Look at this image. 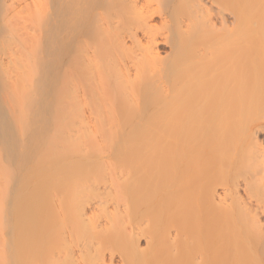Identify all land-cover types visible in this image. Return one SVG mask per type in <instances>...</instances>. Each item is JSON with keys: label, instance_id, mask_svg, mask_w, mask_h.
Here are the masks:
<instances>
[{"label": "bare ground", "instance_id": "obj_1", "mask_svg": "<svg viewBox=\"0 0 264 264\" xmlns=\"http://www.w3.org/2000/svg\"><path fill=\"white\" fill-rule=\"evenodd\" d=\"M260 1L0 0V264H264Z\"/></svg>", "mask_w": 264, "mask_h": 264}, {"label": "rangeland", "instance_id": "obj_2", "mask_svg": "<svg viewBox=\"0 0 264 264\" xmlns=\"http://www.w3.org/2000/svg\"><path fill=\"white\" fill-rule=\"evenodd\" d=\"M245 1H246V0H244V2H245ZM248 1L251 2V3H249V4H252V3H253V0H248ZM259 1H260V0H259ZM262 1H263V0H261L260 3H262ZM244 2H243V3H244ZM254 3H255V2H254ZM254 3H253V6L256 4V3H255V4H254ZM263 3H264V1H263ZM245 5L248 7L247 3H246ZM257 5L259 6V5H261V4H258V3H257ZM257 5H255V6H257ZM250 6H252V5H250ZM250 6H249V7H250ZM262 6H263V4H262ZM241 7H242V6H241ZM249 7H248V8H249ZM243 8H244V7H243ZM248 8H247V9H248ZM254 8H256V7H254ZM247 9H246V10H247ZM250 9H251V8H250ZM257 9H260V8L258 7ZM246 10H245V9H244V10L242 9V12H246ZM253 11H255V10H253ZM252 13H253V12H252ZM247 14H250V15H251V13H247ZM242 15H243V14H242ZM244 15H245L244 17L246 18V20H247V19L249 18V16H250V15L247 16L246 14H244ZM245 18H244V21H245ZM250 19H251V18H250ZM244 21H243V22H244ZM248 21L250 22V20H248ZM244 24H245V22H244ZM249 24H250V23H249ZM250 38H251V36H250ZM247 40H249V41L247 42V43L249 44V45H247V47H248V48H252V47H251V46H252V39H251V40H250V39H247ZM250 42H251V43H250ZM249 46H250V47H249Z\"/></svg>", "mask_w": 264, "mask_h": 264}]
</instances>
